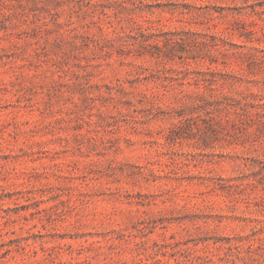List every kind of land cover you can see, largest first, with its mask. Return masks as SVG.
<instances>
[{"label":"rangeland","instance_id":"obj_1","mask_svg":"<svg viewBox=\"0 0 264 264\" xmlns=\"http://www.w3.org/2000/svg\"><path fill=\"white\" fill-rule=\"evenodd\" d=\"M0 264H264V0H0Z\"/></svg>","mask_w":264,"mask_h":264},{"label":"trees","instance_id":"obj_2","mask_svg":"<svg viewBox=\"0 0 264 264\" xmlns=\"http://www.w3.org/2000/svg\"><path fill=\"white\" fill-rule=\"evenodd\" d=\"M260 105V104H259Z\"/></svg>","mask_w":264,"mask_h":264}]
</instances>
